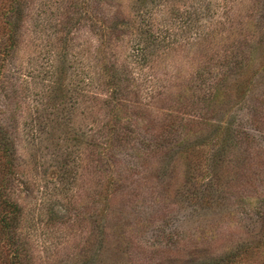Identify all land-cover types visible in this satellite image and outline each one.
<instances>
[{"label": "rangeland", "instance_id": "374dc122", "mask_svg": "<svg viewBox=\"0 0 264 264\" xmlns=\"http://www.w3.org/2000/svg\"><path fill=\"white\" fill-rule=\"evenodd\" d=\"M13 1L0 0V40L8 36L4 17ZM172 4L201 17L200 28L214 37L176 39L154 53L162 95L148 107L142 94L129 95L121 126L134 133L107 147L110 166L100 170L88 143L95 124L98 131L108 120L105 111L96 112L84 87L65 121L56 95L68 91L70 63L100 42L90 19L126 16L136 31L137 0H22L17 48L0 75V125L12 146V166L0 152V195L6 187L21 210L16 236L25 244V264H220L229 254H237L232 264H264V0ZM161 16L153 30L159 36L163 19H171ZM239 33L252 41L249 60L239 69L219 68L212 56H225ZM67 42L71 50L64 51ZM115 45L119 51L125 43ZM88 55L86 74L94 71ZM217 79L218 92L205 96L203 84ZM169 114L200 117V124L186 126L171 149L149 152ZM223 128L228 142L216 153L212 138Z\"/></svg>", "mask_w": 264, "mask_h": 264}, {"label": "trees", "instance_id": "16d2710c", "mask_svg": "<svg viewBox=\"0 0 264 264\" xmlns=\"http://www.w3.org/2000/svg\"><path fill=\"white\" fill-rule=\"evenodd\" d=\"M170 0H137V6L135 9V16L139 18V22L136 23V31L130 30L132 27L129 23V18L123 17L121 19L117 17L108 18L107 21L100 20L99 17H93L91 20L92 28L91 33L94 34L100 42L94 50L88 54H79L77 60L72 65L73 76L70 81H68V91L60 92L58 98L62 104V109L60 111L61 118L65 121L68 120L73 107L71 102L72 97L76 102H81L83 94L86 93L84 87H88V92L91 91L92 99L94 102V107L98 111H105L108 120L105 121L98 129V125L95 124L94 131L91 133L92 139L89 140L90 151L92 152L93 160L95 162L94 166L96 169H103L105 166L108 168L110 166L109 158L106 156L107 147L114 150L112 143L113 142H123L129 139V136L134 133L132 130H129L127 126H121L125 122L120 117V113L124 110V107L127 108V104H131L133 99H142L141 94L144 96L142 99L145 107H148V103L156 100L154 97L155 94L157 98L162 95L161 91H158L156 87L157 81L152 74L154 64L156 63V58H154V53L160 50L165 51L168 48L172 47L176 39L180 41H185L189 43L191 40L201 41V39H211L214 36H210V30L206 32V28L201 29L200 24L202 21L201 17L198 15L197 18L187 16V10H181L177 5H171L169 9ZM22 0H14L10 3V9L5 12L4 25L8 28V36L3 40H0V75L4 67V62L12 54V52L17 48V34L20 30L21 20H22ZM25 4V3H24ZM227 8V6H224ZM167 16L170 14L171 19H163L164 24H167V27L163 31V35L160 36L154 34V23L156 18L159 19L161 15ZM186 14L185 16H183ZM201 16V14H199ZM184 17V18H182ZM119 21H122V24H119ZM182 21V22H181ZM183 24L181 26V32L177 33L174 31V26ZM165 27V26H164ZM160 29V28H159ZM72 31L69 32V34ZM68 34V36H69ZM240 38H237L236 41L232 42L229 46V49L224 50L226 53L225 56H220L219 54L213 55L212 57L217 62L218 67L223 68L225 65L228 67L234 66L235 69H239L243 66L246 61L249 60V53L253 48L252 41L245 34L239 33ZM128 36L126 41L124 37ZM69 38L67 37L66 40ZM125 43L124 49L117 50L115 45L117 41L122 40ZM179 41V42H180ZM135 51L130 53L134 48ZM64 51L70 49L69 42L64 43ZM129 49V50H127ZM71 50V49H70ZM66 53V52H65ZM88 55L89 61L94 63L92 72L86 74L85 69L87 66V61L85 56ZM158 55V54H157ZM220 56V57H219ZM216 65V66H217ZM62 74L65 72L61 71ZM65 75V74H64ZM199 79H202L203 73H196ZM195 75V76H196ZM89 80H87L88 78ZM197 77H194L195 80ZM221 85V79H217L214 83L203 84L202 91L205 92V96L209 97L212 94L218 92V87ZM91 89V90H89ZM130 95V96H129ZM160 102V101H159ZM70 107V109L67 108ZM131 107V105H130ZM172 113V111L170 112ZM168 121L170 123L166 125L165 131L160 130L161 133H157L155 143L149 148V152H153L154 149L162 151V149H171L182 135L186 133V126H198L200 124V117L197 118H185L183 116H172L171 114L167 115ZM113 118V121L112 119ZM116 120V122L114 121ZM190 122V123H189ZM117 123V127L115 126ZM195 123V124H193ZM3 126V124H1ZM0 125V152L6 158L5 166H12L11 161V150L12 146L8 139L7 132L5 127ZM218 127V126H217ZM225 134V128L222 129V132L216 134L214 139V146L216 153H220L224 146L227 144V139L223 137ZM102 137L103 142H100ZM173 137H170L172 136ZM187 134L186 136H188ZM228 135L231 136L229 132ZM107 137V138H106ZM117 138L118 140H116ZM184 139V138H183ZM183 141V144L186 140ZM209 140V143L210 141ZM109 144V146H108ZM181 143L180 147L183 146ZM213 144V143H212ZM145 146V145H144ZM183 151V148H180L178 152ZM103 159L104 162H103ZM114 160L110 158V160ZM11 161V162H10ZM97 164H100L99 167ZM110 173V172H109ZM113 178L111 174L108 176ZM98 181V177H97ZM106 181V179H105ZM104 181V182H105ZM102 183H98V187ZM5 190L3 195H0V206L2 213L0 215V254L6 252V257L4 258V263L6 264H25V244L22 243V240H18L16 236V228L19 222L21 210L19 206L6 197ZM100 197V196H99ZM204 199V198H203ZM24 252V254H23ZM233 256L237 254H229L226 256V263L223 260L220 264H232L234 262Z\"/></svg>", "mask_w": 264, "mask_h": 264}]
</instances>
